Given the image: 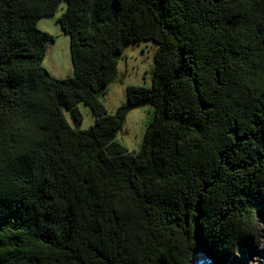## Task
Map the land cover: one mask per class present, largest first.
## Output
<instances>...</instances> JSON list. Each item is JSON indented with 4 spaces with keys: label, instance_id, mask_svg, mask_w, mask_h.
<instances>
[{
    "label": "trees",
    "instance_id": "16d2710c",
    "mask_svg": "<svg viewBox=\"0 0 264 264\" xmlns=\"http://www.w3.org/2000/svg\"><path fill=\"white\" fill-rule=\"evenodd\" d=\"M73 74L43 65L54 15ZM156 43L150 86L108 113L128 43ZM94 123L72 127L65 110ZM150 105L142 143L115 137ZM264 0H0V264L226 263L258 244Z\"/></svg>",
    "mask_w": 264,
    "mask_h": 264
},
{
    "label": "rangeland",
    "instance_id": "374dc122",
    "mask_svg": "<svg viewBox=\"0 0 264 264\" xmlns=\"http://www.w3.org/2000/svg\"><path fill=\"white\" fill-rule=\"evenodd\" d=\"M64 8L65 2L63 1L54 15L41 17L37 21L39 29L49 32L54 37L53 41H45L46 52L43 65L56 78H65L73 74L69 51V35L60 28L56 20ZM155 50L156 43L152 40L125 45L117 65L116 77L99 96L108 113L115 112L118 106L127 102V86L151 85ZM78 107L82 117L81 122L77 123L67 110L64 111L66 119L72 127L86 129L94 123L93 112L88 105L82 102L79 103ZM152 113L153 109L150 105L131 109L126 114L122 128L118 131L115 139L129 151L140 148L146 123ZM261 227L257 246L262 244L264 226L261 225ZM251 264L258 263L251 262Z\"/></svg>",
    "mask_w": 264,
    "mask_h": 264
},
{
    "label": "water",
    "instance_id": "95a60500",
    "mask_svg": "<svg viewBox=\"0 0 264 264\" xmlns=\"http://www.w3.org/2000/svg\"><path fill=\"white\" fill-rule=\"evenodd\" d=\"M254 214L259 224L264 226V197L255 204ZM262 232V244L260 246L251 243L242 255L234 254L229 257L226 263H222L207 252L199 250L193 254L190 264H251V262L264 264V229Z\"/></svg>",
    "mask_w": 264,
    "mask_h": 264
}]
</instances>
